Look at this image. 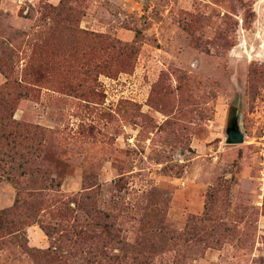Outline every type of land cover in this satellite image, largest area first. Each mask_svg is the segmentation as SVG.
Returning a JSON list of instances; mask_svg holds the SVG:
<instances>
[{
	"label": "rangeland",
	"instance_id": "rangeland-1",
	"mask_svg": "<svg viewBox=\"0 0 264 264\" xmlns=\"http://www.w3.org/2000/svg\"><path fill=\"white\" fill-rule=\"evenodd\" d=\"M0 198V264H264V0H0Z\"/></svg>",
	"mask_w": 264,
	"mask_h": 264
},
{
	"label": "water",
	"instance_id": "water-1",
	"mask_svg": "<svg viewBox=\"0 0 264 264\" xmlns=\"http://www.w3.org/2000/svg\"><path fill=\"white\" fill-rule=\"evenodd\" d=\"M243 141V134L236 128L235 124L226 131L227 143H240Z\"/></svg>",
	"mask_w": 264,
	"mask_h": 264
},
{
	"label": "crops",
	"instance_id": "crops-1",
	"mask_svg": "<svg viewBox=\"0 0 264 264\" xmlns=\"http://www.w3.org/2000/svg\"><path fill=\"white\" fill-rule=\"evenodd\" d=\"M12 196H14V195H12ZM1 199V201H2V198H0ZM11 199L9 198V201H10ZM1 204V203H0ZM3 207H6V206H4V205H2V207H0V208H3Z\"/></svg>",
	"mask_w": 264,
	"mask_h": 264
}]
</instances>
